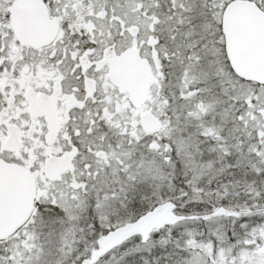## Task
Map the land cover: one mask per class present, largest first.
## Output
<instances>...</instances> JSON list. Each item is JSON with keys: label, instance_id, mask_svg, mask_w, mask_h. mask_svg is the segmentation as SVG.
<instances>
[{"label": "snow or ice", "instance_id": "6c2138e0", "mask_svg": "<svg viewBox=\"0 0 264 264\" xmlns=\"http://www.w3.org/2000/svg\"><path fill=\"white\" fill-rule=\"evenodd\" d=\"M0 264H264V0H0Z\"/></svg>", "mask_w": 264, "mask_h": 264}]
</instances>
